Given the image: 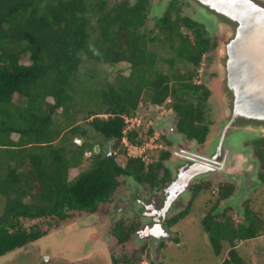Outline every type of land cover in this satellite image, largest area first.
<instances>
[{
    "label": "trees",
    "instance_id": "1",
    "mask_svg": "<svg viewBox=\"0 0 264 264\" xmlns=\"http://www.w3.org/2000/svg\"><path fill=\"white\" fill-rule=\"evenodd\" d=\"M109 1L0 0V258L45 236L37 223L27 229L23 220L65 221L72 211L94 214L109 202L122 175L151 187L169 177L166 151L150 161L130 156L121 165L111 150L95 153L99 141L89 140L93 133L123 154L124 138L140 147L139 128L130 120L144 105L170 107L179 133L198 143L205 138L208 90L193 81L192 69L175 67H198L212 48L204 26L180 16L177 0H171L156 30L146 32V0L112 6ZM155 44L169 57L158 58L151 49ZM118 64L128 65L127 75L106 73ZM253 145L264 183V138ZM86 152L92 154L82 168ZM73 170L78 172L71 178ZM189 211L171 217L168 226ZM247 217V224L237 228L216 217L201 220L215 256L223 240L255 236L259 219ZM133 229L120 221L111 235L124 244ZM112 264L119 263L112 259Z\"/></svg>",
    "mask_w": 264,
    "mask_h": 264
},
{
    "label": "rangeland",
    "instance_id": "2",
    "mask_svg": "<svg viewBox=\"0 0 264 264\" xmlns=\"http://www.w3.org/2000/svg\"><path fill=\"white\" fill-rule=\"evenodd\" d=\"M121 1H128L130 4H133L136 0H110L109 6ZM170 1L171 0H146L147 15L144 24V30L146 32L156 30L155 22L163 16ZM156 6H159V8L157 9ZM177 7L180 16H186L193 21L195 20L197 10L192 0L191 2L189 0H177ZM208 24L207 26L202 25L208 33L207 37L210 43H212V48L203 55L198 67H182L183 65L181 63L175 66L179 67L181 72L192 69V71L195 72L193 81L204 85L208 90V96L205 102L206 105L204 106V113L206 115L204 116V122L207 124L210 122L207 136L201 143H192L189 139L185 140L181 138L180 136H182V134L178 131L177 136L173 135L175 133L172 130V125L175 123L176 116L170 107L161 106L145 109L143 105V108L138 111L137 116L130 120L131 127L136 126V128H139L138 133L141 137L140 140H142L141 146H131L127 143L128 141H124V143L122 142L120 144V148H124L126 153L132 156H142L146 161L154 160L158 157L160 152L166 151L168 157L167 160L164 161V165L169 170L171 176L170 180L173 177L172 173L176 167L175 164H172L173 169H170L171 162L174 163L178 159L180 160V156L182 155L190 158H197L195 157V155H197L200 160L206 157L210 159L206 161L211 163V157L215 152V149L212 148L213 144H216L217 138L224 127L223 123L229 117L230 110L226 107L225 103L228 102L226 101V96L230 94L227 85L230 86L231 79L228 77L225 69H223V62L226 56L227 41L233 36V28L228 27L226 24L225 26L221 24L223 29L213 25L211 22L209 25ZM151 49L156 51L158 58H168L170 55L166 48L160 47L159 45L157 46L156 44L151 46ZM160 67L165 69V71L168 68L164 63H161ZM105 71L110 75L115 72H123L124 75H127L129 69L127 64H118L114 67L106 68ZM226 91L228 94H226ZM78 122L84 125L82 116L78 118ZM148 130L152 131L149 135H147ZM238 133L239 132H235L232 139L231 136L224 139V144L222 146L225 147L221 153V157L225 156V159L223 161L220 158L223 164L225 161L227 163L225 164L224 170H222L221 167L213 168L212 171L194 178L188 184L187 193L184 194L185 196L182 198V207H180L176 213L170 214L164 219L169 220L184 209L188 207L190 209V213L177 223L174 232H168L163 227L161 228L162 232L157 234V238L163 236L164 245L157 253L154 252L155 246L152 247L153 243L149 241L150 238H152L148 230L150 226L148 223H145L146 220H152L146 219L141 213L138 214L134 206V201L137 199L135 198V193L136 191L138 192V189L133 188H137L138 185L132 182L133 180L128 177L119 176L117 178L119 186L110 199L111 203L98 205L97 211L94 214L72 211L65 221L49 219H43L41 221L23 220L22 224L27 229L37 223L41 230L45 231V236L37 242L30 243L1 257L0 264H112V259H116L119 264H221V261L214 255L207 240L203 237L199 222L202 216L208 213L211 206L217 203L218 205H226V203L218 202L216 190L218 183H224L223 181L228 180L226 179V177H228L226 170L230 171L231 167L236 165V162H233L234 156L230 159L228 155L238 153L237 150L244 149V151H246L245 148H249L250 151L247 150V153L244 152L242 154L243 159L241 165L247 159H249V161L254 159L252 149V141L254 139H246L244 141L246 136L243 134L239 135ZM93 134L94 135L91 134V139H89L91 142H97V140L103 139L99 133L95 132ZM93 136H95L96 140L92 139L94 138ZM262 138H264V136L257 137L256 139ZM102 142L104 143V141ZM211 143L212 145L210 146ZM113 144L114 142L110 143L108 149L113 152L112 155H115L116 161L124 165L126 157H124L121 152L123 149H120V151L119 149H114ZM229 145L233 147L230 148ZM90 157L91 156L85 155L82 168L87 166V159ZM255 161L257 163L256 168L259 166L261 168V162L259 163L257 159H255ZM250 166L253 167V172L256 171V176H248V169H251ZM254 169L255 166L248 165L247 162L244 168L246 173L245 179L237 178L238 181L244 183L241 188H238L241 189V191L240 193L238 192L237 197H239L241 193L244 194L243 197H239L240 199L242 198L241 201L244 200V196H248L244 188H248L253 180L254 183H256V180L259 181L257 169ZM77 172L78 171L74 170L71 171V178H73ZM160 174L162 175V173ZM195 183L204 186V191L202 195L196 197L197 194L195 196L196 198L193 199L192 187ZM258 185L259 186L250 187L248 189L251 196L254 194L252 199L254 200V204H252V208L255 209L259 207L262 212L261 215H263L264 186L261 182H259ZM141 186L142 187H139V191L143 197H140L142 198V202H144L145 197L151 192L145 191L147 190L146 185L142 184ZM142 190L146 193L144 192L143 194ZM212 192L215 193L212 194ZM190 201L191 204L189 205ZM114 203L115 205L118 204L121 206L122 210L125 212L111 217L110 211L113 210ZM129 205L132 209L131 211ZM138 208H140V206H138ZM152 208L154 212H159L161 208L160 202H157L155 205L152 204ZM127 211L130 212L127 213ZM141 220L143 222H141ZM120 221L127 225L137 223V225L140 226L141 223H144V226L142 225V227H139L135 234H131L128 242L119 244L111 235V230L113 226ZM138 222L141 223L138 224ZM254 246L256 245L254 244ZM252 247V242H249L243 245L242 249L239 247L238 251L242 256L250 260L252 256V249L250 248ZM224 257L225 254L222 253L221 258ZM261 259L262 257H260V260ZM247 263L254 264V261L247 260ZM259 264H264V261H260Z\"/></svg>",
    "mask_w": 264,
    "mask_h": 264
},
{
    "label": "water",
    "instance_id": "3",
    "mask_svg": "<svg viewBox=\"0 0 264 264\" xmlns=\"http://www.w3.org/2000/svg\"><path fill=\"white\" fill-rule=\"evenodd\" d=\"M189 1L191 2V0ZM192 1L196 6L195 20L198 23L207 26L211 22L222 29L223 26L221 24L224 26L226 24L228 27L233 28V36L227 41L226 56L223 62V69H225L228 77L231 79L230 86L227 85L230 94H228L229 91L227 90L226 101L228 102L225 103L230 112L229 117L223 123L224 127L217 138L216 144H213L212 148L215 149V152L211 157L212 164L207 162L210 159L206 157L202 159L203 162L197 155H195L197 158L182 155L180 156V160L178 159L174 163L171 162L170 169H173L172 164L176 166L172 173V179L159 191L149 193L145 197L144 202H142L141 197L143 196L139 191L140 185L136 183L138 187L133 188L138 189V192L136 191L135 193V198L137 199L134 201L136 212L138 214L141 213L146 219L152 220L154 226L161 228L164 219L170 214L176 213L182 207V198L187 193L188 184L198 175L212 171L213 168L219 166L216 164V161L221 160L220 156L225 147L222 146L224 139L230 136L232 139L235 132L246 136L244 141L264 136V0ZM156 8L158 9L159 6H156ZM172 126V130L175 133L173 135L177 136L178 132L175 129V123ZM180 137L185 140L187 139L184 134ZM191 141L192 143L196 142L195 140ZM76 142L80 145L82 140L76 139ZM229 147L232 148L233 146L229 145ZM245 149L246 151L244 149L237 150L238 153L228 155L230 159L234 156L233 162H236L234 168L240 167L243 159L242 154L244 152L247 153V150L250 151L249 148ZM85 155L89 156L88 153H85ZM221 158L225 159V156ZM245 162L254 165L255 169H257V163L254 159L252 161L247 159ZM250 168L253 169L251 166ZM240 169L246 174L244 169ZM227 173H229V170ZM255 174L256 171H251L250 173L248 171V176ZM255 182L253 180L248 188L258 186L259 181L256 180ZM242 186L239 184V188ZM244 189L247 191V188ZM240 191L241 189L236 194L240 193ZM157 202H160L161 208L159 212H154L152 204L155 205ZM130 211H127V213ZM123 212L125 211L122 210L121 206L114 203L110 215L111 217H115L116 214L119 215Z\"/></svg>",
    "mask_w": 264,
    "mask_h": 264
},
{
    "label": "flooded vegetation",
    "instance_id": "4",
    "mask_svg": "<svg viewBox=\"0 0 264 264\" xmlns=\"http://www.w3.org/2000/svg\"><path fill=\"white\" fill-rule=\"evenodd\" d=\"M206 116V115H205ZM176 123H177V121L175 120V129L177 130V128H176ZM210 125V122L207 124V132H206V135H205V137L207 136V133H208V131H209V126ZM95 139V138H94ZM96 140V139H95ZM256 140H258V139H254L253 141H252V149H253V155H254V160L255 159H257V161L260 163V160H259V158H258V156L256 155V153H255V151H254V142L256 141ZM98 141V140H97ZM103 140H99V142H98V144H96V142L95 141H93V142H95V146H94V151H95V153H98V152H100V151H103V152H105V150L107 149L108 151H109V149H108V147H109V145H110V141H104V143L102 142ZM124 141H126L127 142V140L125 139H123L122 141H121V143L123 142L124 143ZM196 141V140H195ZM198 141H196V143H197ZM128 143V142H127ZM199 143H201V142H199ZM125 148H126V145H125ZM126 151V150H125ZM86 153H88L89 154V156H91V152H86ZM111 154H113V152L111 151ZM124 155V157H140V156H132V155H130V154H128V153H126V154H123ZM84 157H85V154H84ZM142 157V156H141ZM143 158V157H142ZM220 158H221V156H220ZM223 161H224V159L223 158H221ZM165 160H167V158L166 159H164V161ZM222 160H220V161H216V164H218L219 166H217V168L218 167H221V169L222 170H224V167H225V164H227L226 163V161L224 162V164H223V161ZM163 164H164V162H163ZM247 164V162H244V163H242V165H240V167L239 166H237L236 168H234V166H232L231 167V169H230V171H229V173H227V175H228V177H226V179H228V180H226V181H223L224 183H218L217 184V192H216V194L218 195L217 197H218V202H222V203H226V205L225 206H223L222 204H220V205H218V203L216 204V205H214V206H211L210 207V210L208 211V213H206L204 216H202V218H201V220H203L205 217H216V220L218 221V222H224V221H229V222H231L232 223V225L235 227V228H237L238 226H241V225H245V224H247V222H248V220H249V217H247V214L248 213H250L252 216H254V217H256V218H258L259 219V221H258V223L257 224H261V226H260V228L258 229V231H257V233L255 234V236H253L252 238H249V239H247V240H245V239H243V238H241V239H236V238H234V239H232V241L231 242H229L227 239L226 240H223L222 242H221V250H220V253H219V255L218 256H216V257H218L219 258V260L221 261V264H223L225 261H230V262H232L231 264H233V262H235V264H248L247 263V260L248 261H254V264H259V262L260 261H264V207H263V215H261L262 214V212H261V210H260V208L258 207V208H255V209H253L252 208V204H254V200H252L253 199V195L254 194H252V196H251V193L249 192V189L247 188V193H248V196L247 197H245L244 196V200L243 201H241V199L239 198L240 196H242L243 197V193H241L240 194V196L239 197H237V194H235L239 189V184L240 185H244V183L243 182H240V181H238L237 180V178L238 179H245V174L243 173V171H241V169L240 168H242V169H244L245 168V165ZM248 165H250L249 163H248ZM260 165H261V163H260ZM165 166V165H164ZM165 168H167L166 166H165ZM234 168V169H233ZM168 169V168H167ZM253 169H248V171H249V173L252 171ZM168 172H169V170H168ZM226 172H227V170H226ZM233 172H234V174H233ZM253 172V171H252ZM259 172H260V166L257 168V176H258V174H259ZM121 177H128L129 179H130V177L129 176H121ZM170 178H171V176H170V173H169V177H165V181H164V184L163 185H161V186H149L148 184H144V185H146V187H147V190H145V191H147V192H154V191H159L160 189H162L165 185H166V183L170 180ZM258 179H260L259 178V176H258ZM260 182V181H259ZM262 183V182H261ZM138 185H140V187H142L141 185L142 184H139V183H137ZM263 184V186H264V183H262ZM118 186H119V184H118ZM259 186V185H258ZM198 187H202V190L201 191H199L198 192V195L196 196V197H198L199 195H202V193H203V191H204V186H202L201 184H199V183H195L194 185H193V187H192V190H193V192H194V190L195 189H197ZM118 188V187H117ZM117 190V189H116ZM115 190V191H116ZM127 190V189H126ZM250 190H252V189H250ZM145 191H143L142 190V192H143V194H144V192ZM198 191V190H197ZM146 193V192H145ZM215 192H212V194H214ZM249 193H250V195H249ZM143 196V195H142ZM195 196L193 197L192 196V198L194 199V198H196ZM192 199V200H193ZM110 202H107L106 204H110L111 203V200H109ZM190 204H191V201L189 202ZM102 204H105V203H102ZM101 205V204H100ZM223 206V207H222ZM222 208H223V210H222ZM97 211V210H96ZM189 213H190V211H189ZM219 214H220V216H219ZM260 216H263V217H260ZM171 219V218H170ZM169 219V220H170ZM168 219H166V220H164L163 222H162V227L166 230V231H168V232H174L175 230H174V228L176 227V225H177V223L176 224H174V225H172V226H168V221H169ZM141 222H143L142 220H141ZM141 222H138V224H140ZM201 222V221H200ZM199 222V223H200ZM146 224L148 223V225L150 226V229H148L149 230V233H150V235L152 236V238H150V243H153V245H152V247L153 246H155V250H154V252L155 253H157L158 252V250L161 248V247H163V236L162 237H160V238H157L158 236H157V234L159 233V232H162V229H161V227H156V226H154V222H152V221H149V220H146V222H145ZM126 224V223H125ZM250 224H251V222H250ZM129 225H133V234H135L136 232H137V230L139 229V227H142V225L144 226V223H141L140 224V226L139 225H137V223H131V224H126V226H129ZM201 226V225H200ZM173 230V231H172ZM201 231H202V234H203V237L207 240V242H208V244H209V246H210V243H209V241H208V234L206 233V231L203 229V227H201ZM165 233V232H164ZM168 235V234H167ZM166 235V236H167ZM126 242H128V241H126ZM125 242V243H126ZM249 243V242H252V248H250V249H252L251 251V253H252V256H251V258H250V260L249 259H247V257H245V256H242L240 253H239V247L242 249L243 248V245H245V244H247V243ZM156 244V245H155ZM179 244V243H178ZM178 244H176V245H178ZM254 244L256 245V246H254ZM210 248H211V246H210ZM212 249V248H211ZM249 249V250H250ZM248 250V251H249ZM213 251V250H212ZM222 253H224L225 254V257L224 258H221V255H222ZM231 254V255H230ZM247 254V253H246ZM215 255V254H214ZM234 255H236L237 257H238V261H237V259H236V261H233V258L232 257H234ZM260 257H262V259L260 260ZM219 261V262H220Z\"/></svg>",
    "mask_w": 264,
    "mask_h": 264
},
{
    "label": "clouds",
    "instance_id": "5",
    "mask_svg": "<svg viewBox=\"0 0 264 264\" xmlns=\"http://www.w3.org/2000/svg\"><path fill=\"white\" fill-rule=\"evenodd\" d=\"M124 140H125V138H124ZM129 144V143H128ZM129 145H131V144H129ZM132 146V145H131Z\"/></svg>",
    "mask_w": 264,
    "mask_h": 264
}]
</instances>
